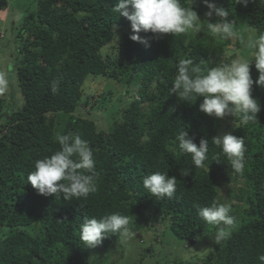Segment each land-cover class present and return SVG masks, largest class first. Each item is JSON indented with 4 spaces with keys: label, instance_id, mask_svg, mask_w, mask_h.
<instances>
[{
    "label": "trees",
    "instance_id": "trees-1",
    "mask_svg": "<svg viewBox=\"0 0 264 264\" xmlns=\"http://www.w3.org/2000/svg\"><path fill=\"white\" fill-rule=\"evenodd\" d=\"M9 1L0 0V15ZM117 2L34 0L22 25L14 27L16 56L11 67L16 70L22 103L14 107L10 103L8 109L0 98V264H115L108 262L107 255L97 261L90 253L122 242L118 234L95 248L79 239L85 217L99 219L111 213L129 216L132 232H139L150 220L166 222L169 237L189 248L191 241L209 237L213 252L200 258L201 264H260L257 258L264 254V88L253 85L252 96L261 111L256 121L246 124L239 117L229 116L228 122L225 117L207 116L199 110L201 99L188 104L169 96L179 60L190 58L206 70L227 62L221 59L224 53L237 48L247 58L242 35L233 40L212 36V42L204 0H191L190 7L202 20L200 31L175 38L142 32L144 42H134L130 21L113 9ZM189 2L181 0V5ZM208 2L229 10V19L240 17L247 28L264 33V0ZM0 20L1 25V16ZM110 43L117 45V59L103 56L102 49ZM251 75L253 80L258 78L254 64ZM88 76L111 78L124 88L107 112L112 123L106 130L97 127L96 118L77 112L90 103L82 93ZM183 130L197 145L200 139L209 141L205 161L209 171L195 168L191 155L178 149L177 136ZM57 132L78 134L93 149L97 191L85 200L44 197L26 183L34 162L59 149ZM225 133L245 138L243 172L232 170L221 150L211 144L213 137ZM184 169L191 172L187 177L180 175ZM155 171L176 177L172 199H156L143 188L142 177ZM214 201L232 204L236 217L230 235L222 241L214 238L217 229L207 225L195 207ZM245 202L248 206L242 208ZM146 251L150 250L145 249L144 257Z\"/></svg>",
    "mask_w": 264,
    "mask_h": 264
},
{
    "label": "clouds",
    "instance_id": "clouds-1",
    "mask_svg": "<svg viewBox=\"0 0 264 264\" xmlns=\"http://www.w3.org/2000/svg\"><path fill=\"white\" fill-rule=\"evenodd\" d=\"M208 12L206 27L213 37L221 40L238 38L237 22L229 19L230 12L215 3L204 0ZM247 3V0H235V3ZM182 6L181 0H118L113 8L118 16L130 21L134 42H144L140 33H152L154 36L170 35L180 37L189 31H200L201 18L191 7ZM203 20V21H205ZM245 47L248 57L237 55L230 61L202 70L194 65L190 58L181 59L177 64V74L169 87V96H176L179 101L189 103L201 99L199 110L209 117L223 119L226 116L239 117L241 124L257 120L261 111L260 103L253 98V85L264 88V33H257L249 28ZM254 64L258 78L253 80L251 68ZM52 91H57L54 83ZM55 140L59 149L50 156L34 162V170L27 175L38 195L60 198L63 201L85 200L97 191L98 173L93 149L87 140L78 134L57 132ZM178 149L190 154L195 168L207 169L209 141L200 139L199 145L190 137L187 130L177 136ZM211 144L221 150L232 170L243 172L246 166L245 138L225 133L213 137ZM187 169L180 170V175H190ZM143 188L156 199H172L177 191V179L169 177L168 172L155 171L142 177ZM197 215L209 226L217 229L215 239H226L235 226L236 217L232 215L230 204L213 202L210 206L195 205ZM130 217L119 213L95 217H85L79 226V239L89 248H95L109 236L117 234L122 238L131 237L128 227ZM264 264V254L257 258Z\"/></svg>",
    "mask_w": 264,
    "mask_h": 264
},
{
    "label": "rangeland",
    "instance_id": "rangeland-1",
    "mask_svg": "<svg viewBox=\"0 0 264 264\" xmlns=\"http://www.w3.org/2000/svg\"><path fill=\"white\" fill-rule=\"evenodd\" d=\"M33 1L11 0L8 3V8L0 15L4 22L0 25L2 30L0 35V83L2 84L0 98L5 102L4 108H7L10 103L13 107L19 101L22 103L16 70L11 66H13L16 56L14 41L16 30L22 25L24 16L30 12ZM236 22L237 32L242 35L241 43L245 47L244 41L247 39L249 28L245 26L240 17H237ZM16 26L17 29L14 30ZM210 40L212 42L215 41L212 36ZM116 46L114 43L108 44L102 49L103 56L110 57L111 60L117 59ZM231 51L233 52H225L221 59L230 61L236 58L237 55L240 56L241 50L239 48ZM82 89L83 95L90 99V103L86 107L81 105L82 110L77 112L81 116L96 118L97 127L106 130L112 123V117L107 115V112L112 105H115L118 96L123 92L124 88L111 78L88 76ZM7 98H10V102L6 100ZM101 101L103 102L102 104L100 103ZM228 117L226 116L225 119L229 122L232 119ZM223 204L230 203L223 202ZM241 206L246 208L248 203L245 202ZM167 226L166 222L160 224V222L150 220L149 224L143 223L141 225L139 232L131 231V237L123 238L122 242L114 243L108 249L97 248L92 251L90 253L91 257H95L97 261L98 259L104 261V257L107 255L108 262L115 264H201L200 258H204L207 254H212V240L209 237L201 241L198 240L195 243L193 242L189 248L183 243L180 245L173 237H169L170 233ZM145 249L150 251H146V256L144 257ZM106 263V261L103 262V264Z\"/></svg>",
    "mask_w": 264,
    "mask_h": 264
},
{
    "label": "water",
    "instance_id": "water-1",
    "mask_svg": "<svg viewBox=\"0 0 264 264\" xmlns=\"http://www.w3.org/2000/svg\"><path fill=\"white\" fill-rule=\"evenodd\" d=\"M191 244L193 243V241L190 242Z\"/></svg>",
    "mask_w": 264,
    "mask_h": 264
}]
</instances>
